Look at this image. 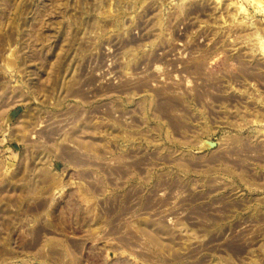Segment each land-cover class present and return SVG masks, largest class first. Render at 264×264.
<instances>
[{"label":"rangeland","instance_id":"rangeland-1","mask_svg":"<svg viewBox=\"0 0 264 264\" xmlns=\"http://www.w3.org/2000/svg\"><path fill=\"white\" fill-rule=\"evenodd\" d=\"M0 264H264V0H0Z\"/></svg>","mask_w":264,"mask_h":264}]
</instances>
